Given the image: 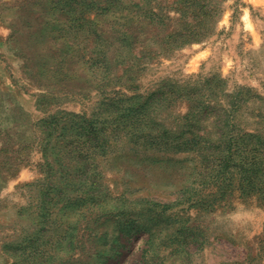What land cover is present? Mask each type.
Listing matches in <instances>:
<instances>
[{
  "label": "rangeland",
  "instance_id": "obj_1",
  "mask_svg": "<svg viewBox=\"0 0 264 264\" xmlns=\"http://www.w3.org/2000/svg\"><path fill=\"white\" fill-rule=\"evenodd\" d=\"M0 264H264V0H0Z\"/></svg>",
  "mask_w": 264,
  "mask_h": 264
}]
</instances>
